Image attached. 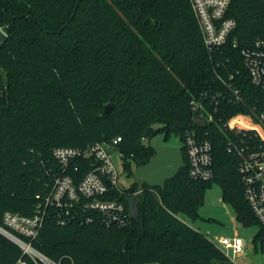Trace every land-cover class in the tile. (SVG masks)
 Wrapping results in <instances>:
<instances>
[{"label": "trees", "instance_id": "trees-1", "mask_svg": "<svg viewBox=\"0 0 264 264\" xmlns=\"http://www.w3.org/2000/svg\"><path fill=\"white\" fill-rule=\"evenodd\" d=\"M227 16L237 26L223 48L210 53L189 0H0V27L8 34L0 49V221L7 210L33 215L57 175L71 173L79 182L94 167L89 154L64 170L53 153L57 146L86 150L120 136L116 149L133 175L129 159L138 166L157 151L144 138L182 137L195 128L212 143L211 179H193L185 166L164 189L137 181L110 189L106 197L127 208L130 198L139 200L138 219L123 226L106 225L84 201L68 214L49 207L30 241L61 264H236L180 216L200 217L198 204L217 181L236 218L260 226L254 241L264 250V227L238 169L241 156L229 150L235 131L224 125L237 113L259 121L264 112V91L241 54L264 38V0H232ZM230 73L239 100L219 78L228 80ZM197 96H206L214 117L203 127L190 108ZM109 101L114 107L102 116ZM235 123L256 127L241 115ZM21 260L44 264L0 233V264Z\"/></svg>", "mask_w": 264, "mask_h": 264}, {"label": "built area", "instance_id": "built-area-1", "mask_svg": "<svg viewBox=\"0 0 264 264\" xmlns=\"http://www.w3.org/2000/svg\"><path fill=\"white\" fill-rule=\"evenodd\" d=\"M232 0H189L198 26L202 32L203 41L208 52L222 49L228 42L231 33L237 26L233 17L227 16ZM237 46V40L233 43ZM244 65L252 82L264 91V38L256 40L252 45L241 49ZM224 87L231 90L230 98L239 100L240 91L232 83L234 74L230 73L228 80L219 74ZM221 95L220 93H218ZM227 95H223L226 97ZM206 96L191 98L190 108L193 119L202 116L204 125L214 120L213 113L208 109ZM241 115L251 121L256 127H244L231 120ZM224 125L235 131L230 138L229 150H235L241 156L239 173L244 185L245 197L259 223L264 227V112L259 121L250 114L237 113L231 116ZM185 148L184 157L191 178L209 180L214 175L212 143L207 138H201L195 128L186 129L180 137ZM121 140L118 136L110 142H96L86 150L75 146H57L54 156L66 170L77 157L93 155L95 165L79 181H75L71 173L57 175L51 190L37 206L33 215H25L17 211L7 210L0 221V233L15 242L24 253L37 263L61 264L48 258L35 248L30 241L38 236L49 207H56L60 213H69L75 204L84 201L87 208L101 212L102 221L106 225H127L131 222V214L125 203L119 199L106 197L110 189L121 191L119 186V171L112 157V148ZM119 155L121 156L119 150ZM141 192L137 190L134 195ZM64 222V219L60 217ZM216 243L221 246L231 258L245 250L243 238L238 235L220 236ZM231 252V254H230ZM26 264L25 261H20Z\"/></svg>", "mask_w": 264, "mask_h": 264}, {"label": "rangeland", "instance_id": "rangeland-1", "mask_svg": "<svg viewBox=\"0 0 264 264\" xmlns=\"http://www.w3.org/2000/svg\"><path fill=\"white\" fill-rule=\"evenodd\" d=\"M143 143L150 144L157 150L166 146H183L182 139L176 136L175 132H171L167 137L164 133H158L151 138H144ZM111 151L119 171V186L127 188L135 182V178L125 168L124 159L119 155L118 150L112 148ZM129 164L133 170L136 169L137 165L134 160L129 159ZM222 194L221 184L214 181L206 188L203 200L198 204L200 217L192 220L188 215L181 213V218L191 224L193 223L199 230L208 233L213 240L220 236L231 237L234 235L243 238L245 243L244 252L232 257L236 264H264V250L259 244L256 245L254 241L260 226L258 224L248 225L239 221L236 218L234 206L230 202L224 201Z\"/></svg>", "mask_w": 264, "mask_h": 264}, {"label": "water", "instance_id": "water-1", "mask_svg": "<svg viewBox=\"0 0 264 264\" xmlns=\"http://www.w3.org/2000/svg\"><path fill=\"white\" fill-rule=\"evenodd\" d=\"M7 39L8 34L0 27V49L5 45ZM113 107V102H106L101 115L108 116ZM194 122L200 127L204 126L202 116H196ZM185 166L186 161L182 147L166 146L157 150L149 161L138 165L133 172V176L140 186L147 184L152 188L164 189L167 180L174 178ZM129 203L131 217L138 219L139 200L135 197L130 198Z\"/></svg>", "mask_w": 264, "mask_h": 264}, {"label": "crops", "instance_id": "crops-1", "mask_svg": "<svg viewBox=\"0 0 264 264\" xmlns=\"http://www.w3.org/2000/svg\"><path fill=\"white\" fill-rule=\"evenodd\" d=\"M189 223V222H188ZM189 224H191V223H189ZM194 228H197L198 229V227H196L193 223L191 224ZM205 232V231H204ZM208 232V231H207ZM208 236H209V234L208 233H206ZM214 241H216V240H214Z\"/></svg>", "mask_w": 264, "mask_h": 264}]
</instances>
